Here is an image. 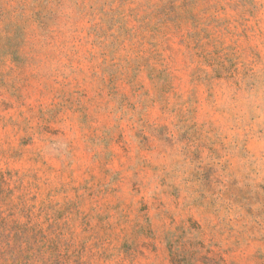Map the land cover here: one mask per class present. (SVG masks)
I'll return each mask as SVG.
<instances>
[{
	"label": "rangeland",
	"instance_id": "374dc122",
	"mask_svg": "<svg viewBox=\"0 0 264 264\" xmlns=\"http://www.w3.org/2000/svg\"><path fill=\"white\" fill-rule=\"evenodd\" d=\"M0 264H264V0H0Z\"/></svg>",
	"mask_w": 264,
	"mask_h": 264
}]
</instances>
